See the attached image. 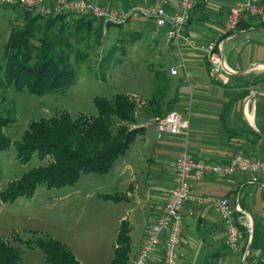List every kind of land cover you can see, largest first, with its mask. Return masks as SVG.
Returning a JSON list of instances; mask_svg holds the SVG:
<instances>
[{
    "label": "crops",
    "instance_id": "obj_1",
    "mask_svg": "<svg viewBox=\"0 0 264 264\" xmlns=\"http://www.w3.org/2000/svg\"><path fill=\"white\" fill-rule=\"evenodd\" d=\"M211 1L213 4L221 5L219 14L225 16L224 20L219 22L221 25L218 29L209 24ZM234 2L235 0H230L224 7L222 5L225 3L221 0H208L194 10L188 25V33L201 41L215 39L220 41L224 58L235 70L228 84L213 76L211 63L202 52L194 51L185 44L177 47L168 42L164 35L168 48L172 50L174 61L160 71L167 76L170 84L168 89L170 93L172 92L171 97L175 94L178 96L174 109L189 110L191 129L188 136L166 135L159 140L156 126L150 121L151 117L140 118L138 126L143 127V131L136 136L128 151L118 158L112 169L106 173L109 176L108 180L112 182L111 187H114L113 192L90 193L100 198H103V194L124 193L126 198L123 200L127 202H131L132 199L139 203L145 200L153 201L150 209L145 210L144 231L136 244L132 236V218L126 215L119 217L113 244L106 245L103 255L104 264H109L114 257V250L118 245L119 226L124 219H127L131 226V250L128 264L137 257L150 226L159 212L164 210L169 191L176 184V174L171 163L178 155L190 150L199 159L215 162L230 158L240 147H247L245 149L250 151L248 154L254 157H258V153L263 151L264 25L239 28L230 38L221 36L223 31L221 28ZM246 32L251 35L247 37L244 34ZM237 40H239L238 43ZM229 42L231 44L227 52L226 47ZM166 47L163 48L160 45L161 56L166 57V54H161L166 52ZM171 67H176L178 73L172 74ZM245 91H248L247 96H253L234 100ZM228 104L230 107L226 112L225 108ZM250 127L260 134L261 139H257V136L251 133ZM251 138L254 139L253 142ZM244 139L248 140L244 141ZM258 186L259 184L250 182L249 176L244 173L208 174L194 185L192 194L226 196L233 205L239 202L244 210L242 213H246L251 218L249 228L252 232L254 223V216L250 210L252 205L246 203L244 198L248 192L255 191ZM189 207L194 208V214L186 215L179 250L181 261L190 264H239L241 255L228 247L224 224L212 205H197L189 201L186 209ZM241 218H245L244 215L237 214L240 223L245 220ZM63 228L70 229L68 226ZM73 252L84 264H89L98 257L97 254L87 251L80 252L81 255L74 250ZM151 264L163 263L160 260Z\"/></svg>",
    "mask_w": 264,
    "mask_h": 264
},
{
    "label": "rangeland",
    "instance_id": "obj_2",
    "mask_svg": "<svg viewBox=\"0 0 264 264\" xmlns=\"http://www.w3.org/2000/svg\"><path fill=\"white\" fill-rule=\"evenodd\" d=\"M101 1L109 8L124 7L130 11L134 9V13L124 22H111L110 26L104 27L103 44L89 49L92 53L89 60L73 61L78 73V80L73 86L44 94L19 91L12 86L1 90L3 104L14 107L16 111V120L5 128L13 142L22 137L32 120L41 117H50L63 110L73 114L97 115L95 96L111 98L117 93L134 95L142 105L139 108L140 115L148 116L149 112V116H153L154 113L147 102L153 96L159 95L156 73L174 61V56L171 48L167 46L163 31L157 27L155 18L147 17L140 10L153 8L160 0ZM221 1L225 3L222 6L226 7L230 0ZM220 6L211 1L208 14L209 24L217 29L221 25L219 22L225 18L224 14H219ZM25 9L20 5H0V63L4 46L12 31L22 27L26 21ZM82 16L84 15L71 19ZM99 20L105 22L103 19ZM97 23L98 20L95 25ZM221 29L223 30V27ZM244 34L247 37L251 35L249 32ZM230 44L231 42L227 44V52ZM160 45L163 48L167 46L166 52L161 53L166 54V57L160 55ZM171 94L168 89L163 101L168 100ZM245 148L247 147H240L235 153H249ZM258 157L264 159V148L258 153ZM49 160H41L38 152H35L28 162H22L17 156L15 144L12 143L9 148L0 152V191L9 181ZM108 179L106 174H82L75 184L60 188H49L40 184L33 197L22 196L14 202H3L0 198V237L22 248L21 264H49L41 248H29L19 239L35 238L33 231L48 233L61 239L79 255L82 251L97 254L98 257L89 264H104L106 245L113 244L119 217L126 215L132 218V236L136 244L144 231L145 210L150 209L153 204V201L145 200L139 203L135 199L131 202L107 201L95 194L90 195L91 192L98 191L113 192L114 187H111L112 182ZM244 201L251 204L253 209L263 212L262 187L258 186L255 191L248 192ZM240 215L245 217V220L241 218L243 222H238L243 226V237L237 251L241 255L239 264H242L243 247L250 242L251 218L246 213L240 212ZM64 226L70 229L63 228Z\"/></svg>",
    "mask_w": 264,
    "mask_h": 264
},
{
    "label": "trees",
    "instance_id": "obj_3",
    "mask_svg": "<svg viewBox=\"0 0 264 264\" xmlns=\"http://www.w3.org/2000/svg\"><path fill=\"white\" fill-rule=\"evenodd\" d=\"M25 11V23L12 31L1 57L0 152L14 143L17 156L22 162H28L35 152H38L41 160H50L9 181L0 191L3 202H14L22 196L33 197L40 184L60 188L75 184L82 174L108 173L115 161L128 151L136 136L143 131V127L138 126L140 118L146 119L151 115L149 112L148 116L140 115L139 108L142 105L134 95L117 93L111 98L95 96L97 115L73 114L63 110L50 117H41L32 120L22 137L13 142L5 128L16 120V111L14 107L3 104L1 90L12 86L19 91L44 94L69 89L78 80L73 61L89 60L92 57L89 49L103 44L104 27L111 25V22L106 23L89 15L66 20L64 15L45 16L34 14L28 9ZM249 27L247 23L240 25V28ZM160 72L156 73L159 95L147 102L153 116L174 110L178 99L175 94L163 101L170 84L166 74ZM246 94L248 91L234 100H240ZM229 107L230 104L226 106V112ZM249 130L257 139H261L257 131L253 128ZM250 140L254 141L252 138ZM261 187L264 199V186ZM102 196L116 201L126 198L124 193ZM250 210L254 216V226L249 234L252 241L247 264H264V210ZM239 226L243 229L242 225ZM130 231V222L122 220L118 245L109 264L129 263ZM33 232L36 235L33 239H19L29 248H41L47 263L84 264L67 243L48 233ZM247 245L248 242L243 247V256ZM22 261V248L0 237V264H21Z\"/></svg>",
    "mask_w": 264,
    "mask_h": 264
},
{
    "label": "built area",
    "instance_id": "obj_4",
    "mask_svg": "<svg viewBox=\"0 0 264 264\" xmlns=\"http://www.w3.org/2000/svg\"><path fill=\"white\" fill-rule=\"evenodd\" d=\"M207 1L160 0L157 6L140 12L155 18L156 25L163 29L168 42L177 47L185 44L194 51L202 52L211 63L213 76L228 84L235 70L224 58L220 41L215 39L203 42L188 33L194 10ZM0 5H20L34 14L64 15L66 20L89 15L112 23L124 22L134 13V9L130 11L124 7L109 8L101 0H0ZM244 23L249 26L264 24V0H235L223 24L221 36L232 37ZM170 70L172 74L178 73L176 67H171ZM150 121L156 126L158 139L166 135L188 136L190 132L189 110L174 109L164 114H156ZM171 165L176 174V184L170 189L164 210L159 212L150 226L146 239L131 264H151L160 260L163 264H190L181 261L179 252L186 215L194 214L193 207L186 209L189 201L197 205H212L225 226L228 247L239 251L243 232L236 216L238 212H244L239 202L233 205L226 196L194 195L192 189L208 174L244 173L249 176L250 182L264 186V159L237 152L228 159L211 162L199 159L190 150H186Z\"/></svg>",
    "mask_w": 264,
    "mask_h": 264
},
{
    "label": "water",
    "instance_id": "obj_5",
    "mask_svg": "<svg viewBox=\"0 0 264 264\" xmlns=\"http://www.w3.org/2000/svg\"><path fill=\"white\" fill-rule=\"evenodd\" d=\"M253 95H248L247 98H251ZM249 212V211H248ZM253 226H254V223H253ZM251 241H252V236L250 238V242L249 244L247 245V248H246V251L244 253V256H243V260H242V264H246V261H247V256L249 254V251L251 249Z\"/></svg>",
    "mask_w": 264,
    "mask_h": 264
},
{
    "label": "bare ground",
    "instance_id": "obj_6",
    "mask_svg": "<svg viewBox=\"0 0 264 264\" xmlns=\"http://www.w3.org/2000/svg\"><path fill=\"white\" fill-rule=\"evenodd\" d=\"M250 219V218H249ZM249 219H248V221H249Z\"/></svg>",
    "mask_w": 264,
    "mask_h": 264
}]
</instances>
